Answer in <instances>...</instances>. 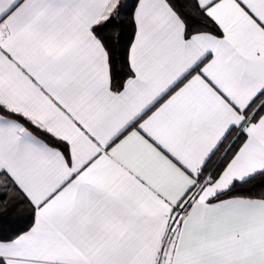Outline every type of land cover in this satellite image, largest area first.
Segmentation results:
<instances>
[{
  "label": "snow or ice",
  "instance_id": "1",
  "mask_svg": "<svg viewBox=\"0 0 264 264\" xmlns=\"http://www.w3.org/2000/svg\"><path fill=\"white\" fill-rule=\"evenodd\" d=\"M0 264H264V0H0Z\"/></svg>",
  "mask_w": 264,
  "mask_h": 264
}]
</instances>
